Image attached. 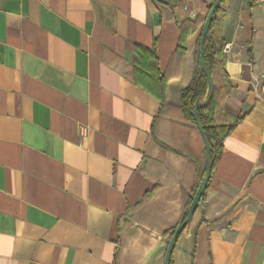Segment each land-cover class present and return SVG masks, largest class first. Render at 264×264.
<instances>
[{"label": "crops", "instance_id": "crops-1", "mask_svg": "<svg viewBox=\"0 0 264 264\" xmlns=\"http://www.w3.org/2000/svg\"><path fill=\"white\" fill-rule=\"evenodd\" d=\"M212 2L0 0V264H164L204 167L179 24ZM216 29L233 127L171 260L264 264V3L226 0Z\"/></svg>", "mask_w": 264, "mask_h": 264}, {"label": "trees", "instance_id": "trees-1", "mask_svg": "<svg viewBox=\"0 0 264 264\" xmlns=\"http://www.w3.org/2000/svg\"><path fill=\"white\" fill-rule=\"evenodd\" d=\"M225 2L226 0H222L218 9L216 10L204 40L203 57L206 67L209 66L210 68H212L215 62H220L223 57L222 56L223 43L222 41H219L216 38L214 33L217 31L216 29L217 16L221 12L222 5H224ZM210 6L207 7L206 14L208 13ZM205 16L203 17L196 16L194 20L184 21L179 24L180 35L177 41L175 53L182 55L185 52L187 38L189 37V35L194 34L198 29H199V35H198L197 45L199 48L201 28L205 20ZM152 50L154 51V47ZM228 90L229 87L225 90H220L215 86H213L212 96L208 104L205 107L198 109L197 111V121L203 128L205 136L210 144L211 159H214L216 156H218L223 139L229 134L231 128L233 127V123L231 124L226 122H219V123L216 122L218 101L219 99L225 96ZM207 92H208L207 78L205 74L200 70L198 64V53H197L196 61H195V70L192 79L189 85L180 91V108L185 119L194 123V118H193L194 105L196 102L201 101L207 95ZM159 98L163 100V93L159 94ZM204 171L205 170L203 167L202 171L200 172L199 176L197 177L193 185L190 194L183 198L180 219L173 228H171L165 233V236H167L168 238H170L175 227L179 223H181L187 216L193 195L200 181L203 178ZM203 198H204V193L201 196L198 206L202 203ZM169 264H172L171 258Z\"/></svg>", "mask_w": 264, "mask_h": 264}, {"label": "water", "instance_id": "water-1", "mask_svg": "<svg viewBox=\"0 0 264 264\" xmlns=\"http://www.w3.org/2000/svg\"><path fill=\"white\" fill-rule=\"evenodd\" d=\"M222 0H213L210 9L208 11V13L205 16V20L203 22L202 28H201V34H200V40H199V48H198V64L200 67V70L205 74L206 78H207V85H208V92L207 95L201 100L195 103L194 105V109H193V118H194V124L196 125L201 138L203 140V146H204V151H203V163H204V175L202 180L200 181L194 195L191 201V204L189 206L188 209V213L187 216L185 217V219L179 223L175 229L173 230L168 243H167V247L165 250V255H164V264H169L170 262V258L173 252V248L175 245V242L179 236V234L183 231V229L185 228V226L189 223V221L191 220V218L193 217L197 206L200 202L201 196L205 191V188L207 186V182L209 180L210 177V173H211V168H212V164H213V159H211L210 156V144L205 136V133L203 131V128L201 127V125L199 124V122L197 121V111L200 108L205 107L211 96H212V91H213V81H212V75H211V68L208 66H205V62H204V57H203V45H204V40L209 28V25L213 19V16L216 12V10L218 9L220 3Z\"/></svg>", "mask_w": 264, "mask_h": 264}, {"label": "built area", "instance_id": "built-area-1", "mask_svg": "<svg viewBox=\"0 0 264 264\" xmlns=\"http://www.w3.org/2000/svg\"><path fill=\"white\" fill-rule=\"evenodd\" d=\"M255 2H257V3H264V0H254ZM228 47H229V44H226L225 46H224V51H227L228 50ZM263 85H264V82H263Z\"/></svg>", "mask_w": 264, "mask_h": 264}]
</instances>
